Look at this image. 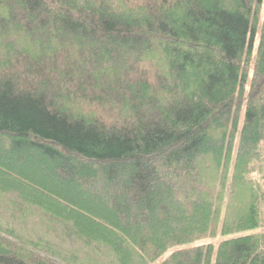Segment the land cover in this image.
I'll list each match as a JSON object with an SVG mask.
<instances>
[{"label":"trees","instance_id":"16d2710c","mask_svg":"<svg viewBox=\"0 0 264 264\" xmlns=\"http://www.w3.org/2000/svg\"><path fill=\"white\" fill-rule=\"evenodd\" d=\"M263 8L0 0V264H264Z\"/></svg>","mask_w":264,"mask_h":264},{"label":"rangeland","instance_id":"374dc122","mask_svg":"<svg viewBox=\"0 0 264 264\" xmlns=\"http://www.w3.org/2000/svg\"><path fill=\"white\" fill-rule=\"evenodd\" d=\"M263 9H262V12H261L262 21L264 19V10ZM210 241H212V240H208V241L206 240V242H210ZM217 242H218V239L217 240H214V243H217Z\"/></svg>","mask_w":264,"mask_h":264}]
</instances>
